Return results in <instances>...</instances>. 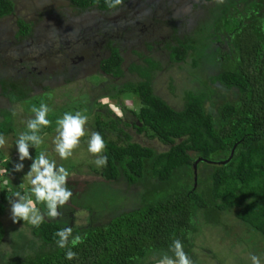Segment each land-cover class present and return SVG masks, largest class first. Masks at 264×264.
<instances>
[{
  "label": "trees",
  "instance_id": "obj_1",
  "mask_svg": "<svg viewBox=\"0 0 264 264\" xmlns=\"http://www.w3.org/2000/svg\"><path fill=\"white\" fill-rule=\"evenodd\" d=\"M63 1V17L94 13L97 22L77 38L85 45L76 44L80 54L74 57L64 54L69 44L41 43L33 23L17 17L13 0H0V21L15 17L16 27L0 40V134L17 129L13 105L24 113L26 107H39L36 90H50V81L69 82V75L84 66L96 69L94 81L104 76L108 82L79 97L98 107L93 98L113 99L124 118L94 113L90 133L104 138L106 149L99 155L107 156V166L85 163L88 176L59 209L62 216L47 217L38 227L22 219L4 225L13 192L38 202L11 178V161L0 158V264H155L165 253L173 256V239L201 264L192 252L197 220L205 214L264 240V0H198L190 16L169 9L164 18L147 0H138L153 14L150 26L139 30L127 22L134 17L131 0ZM117 12H122L121 26L113 19ZM129 48L141 63L126 60ZM158 52L170 66L186 70L193 83L183 89L178 108L152 86L153 72L163 68L153 54ZM32 57L52 62L39 66ZM127 75L130 79L120 82ZM233 145L231 158L222 163ZM68 187L75 186L68 182ZM76 209L87 212L86 223L77 227L72 226ZM64 227L85 237L73 248L72 260L56 243L55 233Z\"/></svg>",
  "mask_w": 264,
  "mask_h": 264
},
{
  "label": "rangeland",
  "instance_id": "obj_2",
  "mask_svg": "<svg viewBox=\"0 0 264 264\" xmlns=\"http://www.w3.org/2000/svg\"><path fill=\"white\" fill-rule=\"evenodd\" d=\"M147 1L149 2V5L154 7L152 10L156 12L158 17L160 15L161 18H164V15L169 13V9H172L175 14L180 13L183 16H190L192 14L190 13L191 4L193 2H198V0ZM13 2L16 5L17 17L24 19L28 23H33L32 26L34 27L35 32L39 34L38 38L41 39L39 40L41 43L43 41L52 45L53 47L57 46L60 42H63V44H69V46L65 48L64 54L70 57H74V55H77L78 53L75 52V49H77L76 44L78 47H80V44L83 46L85 45L84 42H80V40L77 41V38L81 37L83 32L94 29L97 24L94 13H87L84 16H73L72 14H69L70 17H63V15L60 13L62 4H64L63 0H13ZM131 4H133L131 5V12H133L134 17L132 15V17H130L128 21L125 20V22L127 21L130 24L134 23L135 26L138 27L137 30L144 26H150L153 16L150 11L151 9L147 7L145 8L143 5L141 7L138 0H131ZM121 16L122 12H117L113 18H116L117 24L119 26L123 24ZM134 18L135 20H133ZM14 20L15 17L10 16V18L5 17L0 21L1 30H3L2 25H4V30L1 31L0 40L5 38V34L8 33L10 36V32H14L16 30V27L13 23ZM139 20L145 21L139 22ZM138 35L134 37L136 39L135 42L138 41ZM73 38L75 39L74 42L70 43ZM36 49L37 47L34 48L33 51ZM135 49L138 51L143 50L141 46H138ZM126 52L127 54H125V57L127 58V61H134L136 63L142 62L141 57H138L134 53H130V48ZM153 54L162 61L163 68L153 72L152 86L158 95H161L173 107L178 108L182 103L181 96L182 91H184L183 89L191 88L193 83L187 79L188 75L186 70L177 69L176 66H170V64L166 63L165 56L159 52ZM33 60L35 64L39 66H44V64H50L52 62V60L48 58H44L42 61V58L38 59L35 57ZM74 73L76 74L75 76H73ZM71 74L72 75H69L71 78L69 82L63 83L61 80L57 82L50 81L47 82V84L50 85V90H36L35 96L38 98V100H40L41 103H46L52 109L47 117L51 121V124L50 126L41 129L40 135L43 137V143L37 148L31 147L29 151L33 159H35V157L38 156L40 152H45L50 160L54 159L58 166H64L71 173L70 177L68 178V182H79L78 185L80 187L83 184V180L88 176L84 174V172L88 173L89 170L87 167H85V163L86 165L96 167L97 165L95 164V159L93 157L95 156L96 158L99 156V154H93L89 152L88 147H86V141H89L90 139L88 135L91 134L89 124L92 122L94 113L99 110L103 114L107 113L110 116H114V114H122L119 110L120 105L116 104L113 99H110L104 95L93 98L96 100V102H98L99 105H101V107L95 106L96 104H91L93 100L91 102L88 100L85 102L84 99L79 97L82 94H92L102 83L106 85L108 78L101 76L99 77V83L94 81V75L97 74V71L95 68L90 66H84L83 69L78 71L75 70ZM125 79H130V75L125 76V78L120 80V82ZM108 88V86L105 87V89ZM119 99L124 101L122 96L119 97ZM32 109L33 108L31 107H26V113H24L22 106H19L18 104L13 105V116L14 120L16 121L17 129H15L14 133L4 136L7 143L3 148H0V158L9 159L13 169L16 163H23L24 168L21 171H15L14 169L15 174L11 178L17 180V186L21 188L25 194L28 190H31L30 177L25 175L30 170L32 160L27 158L22 162L19 160L16 140L18 139L20 133L27 131L24 123L29 120L31 116H35V113L32 111ZM77 111L88 117L87 123L85 125V135L80 138V143L75 149H73L72 155L67 159H61L55 150V141L58 135L56 131V121L59 118H62L65 112H71L75 114ZM123 118L124 116L122 115L121 119ZM21 127L22 129H20ZM131 131L133 132V130ZM6 189L8 190V187H6ZM26 197L33 200V198L27 194ZM36 205L40 212L45 214V218H47L46 203L38 202ZM72 217V226H81L86 223L87 212L83 209H76L73 211ZM215 219L216 218L213 214H205L202 218L197 220L196 231L198 236L196 237L197 239H195V242L193 241L194 252L192 253L199 254L200 257L198 256V260H200L201 264H251V254L260 256L262 264H264V240H262L261 237H258L257 234H253L252 237L249 238L250 235H242L241 228L232 224L230 220H228L230 223H228L227 220L221 221L219 216L218 222L216 223ZM2 221L6 226H10V224H12L10 204H8L6 212L2 216ZM25 223L30 224L26 221ZM202 223H205L207 226L206 228L203 226V230L201 228ZM237 237H243V241L245 242L248 241V239L249 241L251 240V244H247L251 249H247L246 243L236 239Z\"/></svg>",
  "mask_w": 264,
  "mask_h": 264
},
{
  "label": "clouds",
  "instance_id": "obj_3",
  "mask_svg": "<svg viewBox=\"0 0 264 264\" xmlns=\"http://www.w3.org/2000/svg\"><path fill=\"white\" fill-rule=\"evenodd\" d=\"M121 0H116L120 3ZM34 118L26 122L27 131L19 134L16 140V146L19 154V160L22 162L26 158L32 160L30 170L25 176L30 177L31 193L34 194L37 202H45L47 206L46 216L50 219H56L62 216L59 211L69 203L73 191L68 187V178L71 173L62 165L58 166L54 159L50 160L45 152H40L35 159L32 158L29 149L37 148L43 143V137L40 135L41 129L48 127L51 121L47 118L52 109L46 104L41 103L38 108L34 107ZM88 117L77 111L75 114L65 112L62 118L56 121L57 137L56 152L61 159H67L72 155L79 143L80 138L85 135V125ZM6 138L0 134V148L6 145ZM106 149V142L99 132H93L88 141V151L93 154H99ZM108 158L106 155H99L95 160L97 167L107 166ZM24 168L23 163L14 165L15 171H21ZM6 185L7 180L3 181ZM11 205V218L13 222L23 220L33 226L38 227L44 222L45 214L41 213L36 203L32 199L22 195L20 191H15L9 197ZM55 236L58 237L56 243L60 248H66L65 258L75 259L77 252L73 248L84 242L85 237L80 234L73 235L72 227L59 229ZM173 256L167 253L163 254L159 264H195L192 258L184 250V245L180 239H173L170 246ZM251 264H262L261 257L256 254L250 255Z\"/></svg>",
  "mask_w": 264,
  "mask_h": 264
},
{
  "label": "water",
  "instance_id": "obj_4",
  "mask_svg": "<svg viewBox=\"0 0 264 264\" xmlns=\"http://www.w3.org/2000/svg\"><path fill=\"white\" fill-rule=\"evenodd\" d=\"M233 149H234V145L232 146V148H231V150H230L229 155L227 156V158H225L224 160L221 161L222 163H226L227 161H229V159H230L231 156H232ZM199 159H200V158L195 159V160L193 161V163H192L193 168H194V171H193L194 174H195V165H196V163H197V161H198ZM194 180H195V175H194Z\"/></svg>",
  "mask_w": 264,
  "mask_h": 264
},
{
  "label": "flooded vegetation",
  "instance_id": "obj_5",
  "mask_svg": "<svg viewBox=\"0 0 264 264\" xmlns=\"http://www.w3.org/2000/svg\"><path fill=\"white\" fill-rule=\"evenodd\" d=\"M14 10H15V13H16V12H17V9L15 8ZM11 17H12V16H11ZM9 18H10V16H9ZM0 23H1V22H0ZM2 28H4V25H2ZM1 100H4V99L0 98V101H1ZM82 183H83V182H82ZM70 184H72L73 186L76 187V188H75V187L73 188V190H72L73 192L78 191V190H81V188L83 187V184H82V186L79 187V185H78L79 182H78V183H77V182H73V183H70Z\"/></svg>",
  "mask_w": 264,
  "mask_h": 264
}]
</instances>
